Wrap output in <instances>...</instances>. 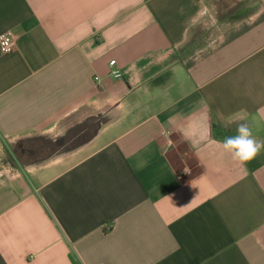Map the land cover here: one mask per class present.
Wrapping results in <instances>:
<instances>
[{
    "label": "crops",
    "instance_id": "0c3cea01",
    "mask_svg": "<svg viewBox=\"0 0 264 264\" xmlns=\"http://www.w3.org/2000/svg\"><path fill=\"white\" fill-rule=\"evenodd\" d=\"M5 31L0 264H264V150L213 143L264 141V0H0Z\"/></svg>",
    "mask_w": 264,
    "mask_h": 264
},
{
    "label": "clouds",
    "instance_id": "9594fccd",
    "mask_svg": "<svg viewBox=\"0 0 264 264\" xmlns=\"http://www.w3.org/2000/svg\"><path fill=\"white\" fill-rule=\"evenodd\" d=\"M213 143L220 146L233 161L240 164L254 159L264 150V141L256 139L247 123H240L235 135L225 136L223 140H213Z\"/></svg>",
    "mask_w": 264,
    "mask_h": 264
},
{
    "label": "flooded vegetation",
    "instance_id": "af4514ba",
    "mask_svg": "<svg viewBox=\"0 0 264 264\" xmlns=\"http://www.w3.org/2000/svg\"><path fill=\"white\" fill-rule=\"evenodd\" d=\"M96 126V124H92L91 126H89V128H86L84 130H92L94 127ZM86 131H84L83 133L79 132L77 134H75L72 137H64L62 138L61 142H56L54 144H50V147H55V148H65L67 145H70L73 141L75 140H79V139H83L87 136V134H85ZM18 149H19V156H24L28 159L30 157H37L38 155L42 154V151L37 148L34 147L32 145L30 146H25L24 144H19L17 145Z\"/></svg>",
    "mask_w": 264,
    "mask_h": 264
},
{
    "label": "rangeland",
    "instance_id": "374dc122",
    "mask_svg": "<svg viewBox=\"0 0 264 264\" xmlns=\"http://www.w3.org/2000/svg\"><path fill=\"white\" fill-rule=\"evenodd\" d=\"M221 15H218V19H225L224 18V14L225 12L220 13ZM211 29H214V27H212V25H210ZM211 29L208 30H204L203 32H201V34H199V36H201V41L197 42V44H203L206 41V34L210 33ZM82 140H75L71 145H69V147L75 146L77 144H79ZM38 144H42V145H46L45 142L40 141L38 142ZM47 146V145H46ZM45 146V147H46ZM53 149H55V147H53ZM48 152H44V154H46ZM3 154V161H7V164L9 165V167L12 168H16L17 167V163L16 160L20 159V161H22L23 163H26V161H29L28 159L23 158L22 156H19V149L16 145H13L9 150H6L5 152L2 153ZM2 156V155H1Z\"/></svg>",
    "mask_w": 264,
    "mask_h": 264
},
{
    "label": "built area",
    "instance_id": "2783aa9c",
    "mask_svg": "<svg viewBox=\"0 0 264 264\" xmlns=\"http://www.w3.org/2000/svg\"><path fill=\"white\" fill-rule=\"evenodd\" d=\"M14 46H15V38L11 31H5L0 34V52L2 54L10 53L14 49ZM114 63H115L114 61H110L109 64L110 66H113ZM110 74L116 79H120L122 77V74L118 70H112L110 71ZM95 80L96 83L99 82L97 79Z\"/></svg>",
    "mask_w": 264,
    "mask_h": 264
},
{
    "label": "trees",
    "instance_id": "16d2710c",
    "mask_svg": "<svg viewBox=\"0 0 264 264\" xmlns=\"http://www.w3.org/2000/svg\"><path fill=\"white\" fill-rule=\"evenodd\" d=\"M40 141H42V140H40V139H33V140L29 141L27 144H24L25 146H30V145H32V146H34V147L39 148V149L42 151V154H41V155H38V156L35 157V158L31 157V159L28 158L29 161L26 162V163H40V162H42V161L48 159V157H49V155H50L51 153L49 152V154H48V153L44 154L45 149L47 148V147H45V146L47 145V143L45 142L46 145L38 144V142H40ZM43 142H44V141H43ZM50 148L52 149L51 152L54 151L53 147H50ZM22 157H23V156H22ZM25 159H27V158H25ZM20 160H21V158L17 160L18 163H23V162L20 161Z\"/></svg>",
    "mask_w": 264,
    "mask_h": 264
},
{
    "label": "water",
    "instance_id": "95a60500",
    "mask_svg": "<svg viewBox=\"0 0 264 264\" xmlns=\"http://www.w3.org/2000/svg\"><path fill=\"white\" fill-rule=\"evenodd\" d=\"M93 120H95V118H89V119L87 120V122H86L87 124H85V127H86V128H89V126L92 125L91 122H92ZM98 128H99V124H97V125L95 126V129H96V130H98ZM58 142H61V140L58 141Z\"/></svg>",
    "mask_w": 264,
    "mask_h": 264
}]
</instances>
